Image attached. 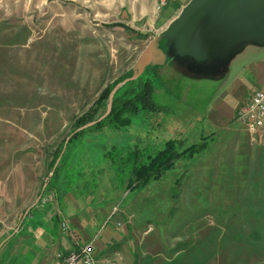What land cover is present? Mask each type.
Returning a JSON list of instances; mask_svg holds the SVG:
<instances>
[{
    "label": "rangeland",
    "instance_id": "1",
    "mask_svg": "<svg viewBox=\"0 0 264 264\" xmlns=\"http://www.w3.org/2000/svg\"><path fill=\"white\" fill-rule=\"evenodd\" d=\"M154 1L0 0V241L41 196L32 189L37 178L53 193L48 205L62 203L59 187L78 188L94 229L116 223L130 233L134 264H264V135H246L238 122L212 132L164 93L149 43L185 16L189 0H169L158 12ZM135 78L151 79L154 101L170 108L79 135L51 177L71 134L99 122L116 90ZM105 90L108 104L99 103ZM170 141V165L132 188L130 164L119 159L153 156Z\"/></svg>",
    "mask_w": 264,
    "mask_h": 264
},
{
    "label": "crops",
    "instance_id": "2",
    "mask_svg": "<svg viewBox=\"0 0 264 264\" xmlns=\"http://www.w3.org/2000/svg\"><path fill=\"white\" fill-rule=\"evenodd\" d=\"M210 16L205 13L187 30L158 40L150 62L158 71L164 70V93L188 105L191 118L214 132L237 123L233 119L236 108L264 84V20L245 26ZM210 84H214L213 93L203 99L201 93ZM34 180L32 189L38 195L42 187L36 186L37 178ZM59 188L60 205L55 202L39 210L36 205L23 218L19 230L0 241V264H61V257L74 249L76 242L89 240L93 241L97 264H134L132 249H127L130 233L116 228V223L94 229L93 217L82 215L85 204L75 196L78 188L74 194L62 190L66 187ZM43 210L42 219L34 216ZM60 221L66 223L67 233L58 231ZM121 244L126 245L124 251L115 247Z\"/></svg>",
    "mask_w": 264,
    "mask_h": 264
},
{
    "label": "trees",
    "instance_id": "3",
    "mask_svg": "<svg viewBox=\"0 0 264 264\" xmlns=\"http://www.w3.org/2000/svg\"><path fill=\"white\" fill-rule=\"evenodd\" d=\"M107 98H108V90H105V92L101 96V100H99V103L103 102L102 100H105L107 102ZM96 110H97L96 108H93L91 110L90 115H93V113H95ZM165 110H166L165 106L163 107L158 105L153 99L151 79L135 78V79L127 80L118 90H116V92L114 93V95L112 96L109 102V108L103 112V114L106 115H104L99 122L96 123L94 122L93 125L84 128L78 132H73L71 134V136L69 137V139L65 144L63 153L60 156L57 165L54 167L52 171L51 177L55 175V172L57 171L58 167L63 166L67 162V157L69 156L66 155L65 158V152H66L65 150L67 148L69 141L75 140L79 135L92 131L99 127H108L111 129H115L117 127L128 125L130 121L129 117L134 116L140 112L157 113ZM89 117L91 118L92 116ZM90 118H88L89 121ZM79 124L80 121L79 123H77V125ZM77 127L78 126H76L75 129ZM201 148L203 149V146H199L198 149ZM175 149H176V144L170 141V142H166L164 144V148L160 151H157L153 156L143 152L135 157L129 158L128 160L119 159V163L130 164L128 168V172L132 179L131 182L133 183L132 188L140 189L143 186H145L149 181L158 178L161 168L165 166H169L170 163L173 161L176 155ZM190 150L191 149L189 148L188 150L189 153L187 154V156H191L192 152ZM184 152H186V150H184ZM106 157L108 158V160H110L111 163H115L116 160L110 153L106 154ZM45 188L47 187L45 186ZM45 188L42 190V192L40 191V193H42L41 196L48 192V190H46ZM38 200L35 206L37 205ZM35 206L30 207L25 217L30 212V210L32 211L34 210Z\"/></svg>",
    "mask_w": 264,
    "mask_h": 264
},
{
    "label": "water",
    "instance_id": "4",
    "mask_svg": "<svg viewBox=\"0 0 264 264\" xmlns=\"http://www.w3.org/2000/svg\"><path fill=\"white\" fill-rule=\"evenodd\" d=\"M186 12L185 16L174 19L164 30L155 35L149 45L172 32L187 30L192 24L199 22L205 13L210 14L212 20L220 18L232 24L245 26L256 24L264 20V0H189L186 5ZM108 108L109 104L107 105ZM91 125L92 123H88L77 131ZM53 169L54 166L52 171Z\"/></svg>",
    "mask_w": 264,
    "mask_h": 264
},
{
    "label": "built area",
    "instance_id": "5",
    "mask_svg": "<svg viewBox=\"0 0 264 264\" xmlns=\"http://www.w3.org/2000/svg\"><path fill=\"white\" fill-rule=\"evenodd\" d=\"M169 0H155V11H160L166 6ZM235 120L241 124L244 132L250 136L264 135V84L253 90L248 100L239 106L234 112ZM51 193L48 191L38 199L37 205L42 208L51 200ZM43 205V206H42ZM61 234L67 233L68 228L64 221L59 222ZM76 247L61 257V264H97L94 254L93 241L76 242ZM59 257V255H57ZM104 264H110L105 262Z\"/></svg>",
    "mask_w": 264,
    "mask_h": 264
}]
</instances>
